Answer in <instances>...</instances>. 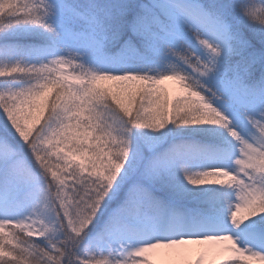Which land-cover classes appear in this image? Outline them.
<instances>
[{
    "label": "snow or ice",
    "instance_id": "6c2138e0",
    "mask_svg": "<svg viewBox=\"0 0 264 264\" xmlns=\"http://www.w3.org/2000/svg\"><path fill=\"white\" fill-rule=\"evenodd\" d=\"M0 264H264V0H0Z\"/></svg>",
    "mask_w": 264,
    "mask_h": 264
},
{
    "label": "trees",
    "instance_id": "16d2710c",
    "mask_svg": "<svg viewBox=\"0 0 264 264\" xmlns=\"http://www.w3.org/2000/svg\"><path fill=\"white\" fill-rule=\"evenodd\" d=\"M169 86L172 87V83L171 82H169Z\"/></svg>",
    "mask_w": 264,
    "mask_h": 264
}]
</instances>
